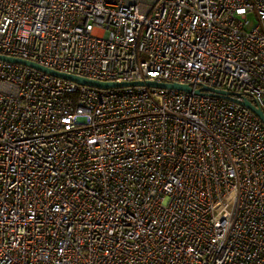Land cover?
Masks as SVG:
<instances>
[{
    "label": "built area",
    "instance_id": "2783aa9c",
    "mask_svg": "<svg viewBox=\"0 0 264 264\" xmlns=\"http://www.w3.org/2000/svg\"><path fill=\"white\" fill-rule=\"evenodd\" d=\"M0 264H264V0H0Z\"/></svg>",
    "mask_w": 264,
    "mask_h": 264
},
{
    "label": "water",
    "instance_id": "95a60500",
    "mask_svg": "<svg viewBox=\"0 0 264 264\" xmlns=\"http://www.w3.org/2000/svg\"><path fill=\"white\" fill-rule=\"evenodd\" d=\"M1 60L9 61V62H15V63H22L28 66H31L33 68H36L38 70L50 73L55 76H59L65 79H69L72 81H75L80 84H85V85H90L94 87H110V86H118V85H142L146 84L148 86H153V87H171V88H177L180 90L184 91H191V88L188 85H182V84H177V83H157L154 81H149L147 80L145 83L143 82H138V81H132V82H101V81H96L92 80L86 77L82 76H77L74 74H68L64 72H60L54 69L47 68L45 66H42L38 63L21 59V58H15V57H10V56H5V55H0ZM201 91H206L210 95L220 97V98H225L229 99L231 101H234L236 103L242 104L246 107H248L251 111H253L262 121H264V112L260 110V108L255 104L254 101L244 97L240 96L238 94H232L228 91L220 90V89H214L208 86H203L199 89H195L194 93H200Z\"/></svg>",
    "mask_w": 264,
    "mask_h": 264
}]
</instances>
